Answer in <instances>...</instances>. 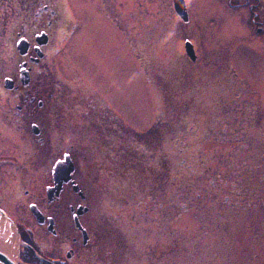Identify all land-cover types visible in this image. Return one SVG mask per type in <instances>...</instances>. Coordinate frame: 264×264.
Wrapping results in <instances>:
<instances>
[{"label": "rangeland", "instance_id": "1", "mask_svg": "<svg viewBox=\"0 0 264 264\" xmlns=\"http://www.w3.org/2000/svg\"><path fill=\"white\" fill-rule=\"evenodd\" d=\"M123 3V33L117 32L113 22L92 1L64 3L81 27L73 58L77 89L100 95L119 118L114 119L110 110L101 111L103 103H94L93 117L106 114L104 120L88 121L94 126L92 129L91 125L85 129H53L58 141L44 155H36L38 146L31 145L13 127L8 134V138L12 137L5 145L8 150L0 147V155L29 159L54 156L49 165L45 164L46 175L50 165L63 160L65 155L82 159L87 168L79 178L82 183H89L90 201L97 215L108 222L109 248L117 254V258L111 259L113 253L109 252V260L116 264H264V188L255 193L245 188V182L249 183L247 176L253 174L262 179L254 181L251 187L264 184V170L250 172L242 163L239 168L233 165L235 159L240 164L246 152L239 150V144L245 140L235 135L243 133L238 128L242 113L224 133V125L217 121L224 113L216 109V100L218 104L222 100L209 94L212 77L205 83L198 77L184 80L176 92L167 89V75L162 77L164 82L152 79L154 59L162 69L171 62L175 64L170 58L173 52L157 49L161 52L156 55L149 48L137 49L150 35L144 26H149L159 12L153 13L149 8L153 0ZM187 3L194 19L198 18L201 33L205 32L199 47L204 51V42L215 40L214 32L221 46L230 47L234 53L236 74L257 92L253 101L264 105V37L254 36L248 30L246 33L248 13L238 16L230 10L228 0ZM138 4L140 11L136 14ZM154 4L161 9L165 1L156 0ZM114 16L116 13L111 19L116 22ZM21 17L19 11L14 12V33ZM5 40L2 34L0 44ZM162 41L157 46L164 48L170 39L163 36ZM13 49L14 61V46ZM208 70L211 72L210 66ZM256 95L262 102L254 100ZM79 104L85 110V104ZM117 120L133 130L122 127L121 122L113 123ZM231 129L233 132L229 133ZM124 153L128 156H118ZM0 194V204L14 215L17 223L31 218L29 208L22 207L24 196L20 189L18 193L6 189ZM71 197L72 192L67 199ZM247 202L257 207L246 209ZM126 244L127 253L123 248ZM125 254L130 255V262H123Z\"/></svg>", "mask_w": 264, "mask_h": 264}, {"label": "flooded vegetation", "instance_id": "2", "mask_svg": "<svg viewBox=\"0 0 264 264\" xmlns=\"http://www.w3.org/2000/svg\"><path fill=\"white\" fill-rule=\"evenodd\" d=\"M89 1H92L99 11L104 12L105 17L117 28V32H124V0ZM164 1L165 6L161 9H156L154 4L156 0H153L154 3L149 6L153 13L159 12V15L154 17L149 26H144V31L149 32L150 35L148 41L139 44L142 46L137 49L149 48L156 55L157 52H161L157 49H164L166 53L173 52L170 58L175 60V64L171 62L162 69L154 59L152 79L159 78V82H164L162 77L167 75L168 78L165 81L167 89L176 92L180 90L178 87L184 80H194L193 77H198L205 83L210 81L209 77H212V91L209 94H213L215 99L222 100L221 104H218L216 100V109L219 113H224L217 119L224 125L223 132L228 131V125L234 124L235 118H238L241 113L243 115V120L238 122V128L243 129V133L235 132V135H240L239 138L245 140L239 144V150L246 152L243 160L240 159V164L237 165L235 159L233 165L239 168L242 163V166L248 167L250 172L264 170L262 109L264 105L253 101V96L257 92L250 89L246 80L236 74L233 64L234 53L230 52V47L221 46L214 32L212 35L215 40L204 42L203 51L199 45L201 37L203 41L205 40L203 37L205 32L201 33V27L196 21L198 18L194 19L193 13H190L187 0H185L186 20L181 19L176 12L174 0ZM262 1L228 0L230 10L236 12L238 16L243 12L248 13L249 19L245 22L247 34L248 30L254 36L264 37ZM65 2L63 0L62 2L60 0H4L0 3V37L2 34L6 36L5 42L0 44L2 48L0 49V97L3 98V100L0 99V147L4 151L8 150L5 147L8 145L6 141L12 137L8 138V134L11 135L15 127L31 145L38 146L35 150L36 155H44L52 151L50 145H55L58 141L53 129L59 131L68 127L73 130L77 126L90 127L87 120L91 119V114H96L94 103H103L101 111L108 107L105 100L94 91L81 92L77 89V67L73 64V58L76 51L75 40L81 27L77 18L69 15ZM16 11H19L23 17L19 22L17 21L14 33L12 19ZM139 11L138 4L136 14ZM115 13L116 22L111 19ZM136 21L140 26V21L137 19ZM163 36L170 39L169 45L164 48L157 46L163 42ZM13 46L16 51L14 61ZM201 59L203 61H200ZM209 66L211 72L208 70ZM69 75L71 78H67ZM254 100L262 102L259 95H256ZM79 103L85 104V110ZM96 117L104 120L106 114L96 115ZM34 127L38 131L37 135L34 134ZM232 132L233 129L229 133ZM72 133L73 140L75 133L74 131ZM3 154L0 155V193L6 192V189L9 192L18 193L20 189L24 196L22 207H28L30 210L32 205L36 206L43 215V221L38 222L30 211L31 218L27 215L26 223L23 221L17 223L14 215L0 204L3 213L18 225L22 242L21 264H110L114 262L109 260V252L113 253L111 259L117 258V254L113 252L114 249L109 248L108 222L97 215V210L93 207L95 205L90 201L87 194L89 183L84 184L80 180L87 168L82 159L72 156L71 161L74 164L72 180L59 187V195L55 192L49 199V189L56 187L53 176L55 163L53 166L50 165L48 175L44 174L43 169L46 162L49 165V162L53 161L54 156H31L33 159H29V156ZM256 176V174L247 176L249 183L245 182L246 191L249 189L255 193L261 192L264 188L263 183L251 187L253 185L250 184L254 181L262 179H257ZM76 186L77 191L74 189ZM71 192L72 197L67 199L71 196ZM16 203L14 204L17 205ZM262 205L264 206V203ZM256 207L257 205H252L250 202L246 204V209ZM79 209L82 213L77 216ZM77 218L86 231V236L78 227ZM33 228L36 229L33 230ZM130 237L127 235L128 239ZM128 239L126 240L129 241ZM132 242L134 244V241ZM123 248L126 249L125 253L129 252L127 244ZM126 260L130 262L129 254L124 255L123 262Z\"/></svg>", "mask_w": 264, "mask_h": 264}, {"label": "water", "instance_id": "3", "mask_svg": "<svg viewBox=\"0 0 264 264\" xmlns=\"http://www.w3.org/2000/svg\"><path fill=\"white\" fill-rule=\"evenodd\" d=\"M174 2H175L176 11L183 18L184 15L187 13L185 0H174ZM73 171H74L73 164H71V161L68 157L66 158V161L57 164L54 171V175L57 176L56 182L58 184V190H57L58 193L60 192L59 187H61L62 183L64 182L66 183L70 180V176ZM54 191H56V189H52L49 192L53 193ZM31 209L34 215L39 219L40 214L38 213L36 207H32ZM0 214L5 218L7 217L1 209H0ZM0 264H18V257L16 259L12 258L5 251L0 250Z\"/></svg>", "mask_w": 264, "mask_h": 264}, {"label": "bare ground", "instance_id": "4", "mask_svg": "<svg viewBox=\"0 0 264 264\" xmlns=\"http://www.w3.org/2000/svg\"><path fill=\"white\" fill-rule=\"evenodd\" d=\"M1 228L4 229L5 233L2 234V231H0V248L2 247V250H4L12 258L16 259L18 238L13 229L8 225L6 226V221L3 219L0 220V229Z\"/></svg>", "mask_w": 264, "mask_h": 264}, {"label": "trees", "instance_id": "5", "mask_svg": "<svg viewBox=\"0 0 264 264\" xmlns=\"http://www.w3.org/2000/svg\"><path fill=\"white\" fill-rule=\"evenodd\" d=\"M95 119H96V117L94 116V117H91L90 120H95ZM127 126H128V125H126V124L123 123V127H124V128H126V129L129 128L130 130H133L131 127H129V126L127 127ZM93 127H94V126H93ZM135 133L137 134V136L140 135L139 132H135ZM143 135H144V134H143ZM143 135H142V136H143ZM118 156H128V155L124 153V155H118Z\"/></svg>", "mask_w": 264, "mask_h": 264}]
</instances>
